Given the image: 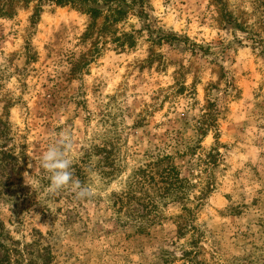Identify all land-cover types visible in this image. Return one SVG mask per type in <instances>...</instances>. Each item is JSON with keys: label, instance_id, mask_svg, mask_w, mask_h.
<instances>
[{"label": "rangeland", "instance_id": "374dc122", "mask_svg": "<svg viewBox=\"0 0 264 264\" xmlns=\"http://www.w3.org/2000/svg\"><path fill=\"white\" fill-rule=\"evenodd\" d=\"M109 1L0 0V264H264V0ZM64 131L89 199L49 191ZM159 157L185 201L116 204Z\"/></svg>", "mask_w": 264, "mask_h": 264}, {"label": "trees", "instance_id": "16d2710c", "mask_svg": "<svg viewBox=\"0 0 264 264\" xmlns=\"http://www.w3.org/2000/svg\"><path fill=\"white\" fill-rule=\"evenodd\" d=\"M104 2V5H108V8L105 12H112L113 7L109 6L110 2L112 1L104 0ZM48 3L55 6L70 5L74 8H78L80 11L88 14L91 20L97 18L96 14L101 13V11H98L97 9L91 7L97 5V0H38L37 7L33 14L34 19L38 16L42 5ZM111 16L112 14H108L107 19L111 18ZM89 27L92 26L89 25ZM211 164L214 165L215 162L213 161ZM136 187H140L141 190L151 189L154 191V193H156V197L168 199L170 198L172 200L176 199L180 202H184L185 197H187L190 190L194 188L192 184H190L186 179L180 176L177 167L171 162V159L169 157L156 158L145 165L144 168L140 169L136 173V177H133L128 191L120 194L117 197L115 203L119 204L122 207L126 206V201L128 199H132V195L135 193ZM143 208L146 214L150 213V211L155 208L154 201L153 199H151V196L147 198V201L145 202ZM130 213H132L133 216L137 218L146 217V215L143 214L135 215L136 213L134 211H131Z\"/></svg>", "mask_w": 264, "mask_h": 264}, {"label": "clouds", "instance_id": "9594fccd", "mask_svg": "<svg viewBox=\"0 0 264 264\" xmlns=\"http://www.w3.org/2000/svg\"><path fill=\"white\" fill-rule=\"evenodd\" d=\"M71 147V133L68 131L59 133L54 142L41 153L40 166L49 175V191L58 192L68 189L76 199L86 200L93 195V189L82 184L80 179L74 176L72 160L69 156Z\"/></svg>", "mask_w": 264, "mask_h": 264}]
</instances>
